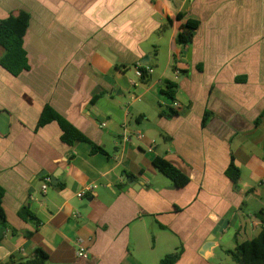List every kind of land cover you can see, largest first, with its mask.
Listing matches in <instances>:
<instances>
[{
    "label": "crops",
    "instance_id": "0c3cea01",
    "mask_svg": "<svg viewBox=\"0 0 264 264\" xmlns=\"http://www.w3.org/2000/svg\"><path fill=\"white\" fill-rule=\"evenodd\" d=\"M11 14L28 16L30 69L13 76L0 66L7 218V227L0 225V264L29 259L37 249L48 253L46 264H159L149 241L165 233L184 248L177 264H215L219 249L258 236L264 0H0V20ZM188 20L200 25L184 47L176 40ZM162 51L166 65L158 59ZM5 52L0 46V60ZM147 63L153 74L145 85L136 67ZM164 81L177 86L178 115L161 95ZM46 106L108 155H91L87 143L64 144L57 122L39 127ZM124 124L143 139L121 144ZM155 157L190 183L176 187L153 166ZM232 162L241 171L237 184L226 176ZM92 182L98 188L79 199ZM24 208L38 228L20 217ZM219 225L224 230L213 236ZM79 240L87 259L77 256Z\"/></svg>",
    "mask_w": 264,
    "mask_h": 264
},
{
    "label": "trees",
    "instance_id": "16d2710c",
    "mask_svg": "<svg viewBox=\"0 0 264 264\" xmlns=\"http://www.w3.org/2000/svg\"><path fill=\"white\" fill-rule=\"evenodd\" d=\"M183 15H178L177 20H182ZM200 22L195 20H188L185 24L180 26L177 43L181 46H190L193 42L196 31L198 30ZM28 31V16L23 18L11 14L8 18L0 20V46L5 49V55L0 60V66L8 71L13 76H18L23 71L30 69L27 52L24 48V38ZM146 66H142L140 70L143 76L139 78L142 84L148 85L151 82V76L147 74ZM177 86L169 81H164L161 87V95L169 102L175 101ZM169 111L178 115L173 108L167 106ZM208 115L204 118L203 124H206ZM51 122H57L62 130L61 140L68 146H74L77 143H87L91 147L90 154L108 155L102 146L93 143L88 137L81 133L72 124L66 121L63 117L57 114L51 107L46 106L39 121V127H43ZM153 166L166 178H168L176 187L184 188L190 183V179L172 165L169 161L155 157L152 160ZM132 177V175H128ZM226 176L235 184L241 178V171L232 162L226 170ZM250 190L248 193H252ZM5 196V189L0 185V225L3 228L7 227L6 212L3 206ZM263 212H261V215ZM23 220H32L36 227L40 226L39 220L27 209L24 208L20 213ZM264 223V221H263ZM164 229L163 226H160ZM32 235L31 233L27 234ZM184 253L183 246H180L175 252L170 253L160 260L159 264H177ZM235 264H264V228L252 240L237 244L234 250L228 251ZM49 255L42 249H37L34 255L29 259H18L12 256L5 264H46Z\"/></svg>",
    "mask_w": 264,
    "mask_h": 264
},
{
    "label": "rangeland",
    "instance_id": "374dc122",
    "mask_svg": "<svg viewBox=\"0 0 264 264\" xmlns=\"http://www.w3.org/2000/svg\"><path fill=\"white\" fill-rule=\"evenodd\" d=\"M158 59L162 62L163 65H166L165 61H166V59L168 60V58H167V56H166L164 51L161 52V56ZM155 69L158 70V67H155ZM129 72H130L129 76L132 79H135V78L137 79V77L134 74V69H131ZM132 93H135V92L132 91ZM158 109H159V107H158ZM258 189L264 190V187L260 185V187H258ZM163 236H165V239L162 238L163 240L158 238L157 241H155V238L151 237V239L149 241L150 242L149 245H150V247L152 249V254L157 259H159L160 257L163 258L166 255L174 252L175 249H176L175 247H176V245L178 243L176 238L173 237V235H171L170 233H165V234H163ZM222 244L223 245H227V244L224 243V240H223ZM227 249H233V248L232 247L230 248V247L226 246V248H225L226 251H224L222 249H219L217 251V258L214 260L215 264H235L233 259L231 258V256L228 255ZM157 261L153 262V264H158Z\"/></svg>",
    "mask_w": 264,
    "mask_h": 264
},
{
    "label": "built area",
    "instance_id": "2783aa9c",
    "mask_svg": "<svg viewBox=\"0 0 264 264\" xmlns=\"http://www.w3.org/2000/svg\"><path fill=\"white\" fill-rule=\"evenodd\" d=\"M143 65H137L136 67V75L138 78H141L143 76V72L140 70V68ZM147 74L152 75L153 74V69L151 68H146ZM169 106L171 108H174L175 110H180L181 109V105L176 103L175 101L172 103H169ZM136 137L137 139L141 140L143 139V135L141 133H136V134H132L129 130H128V126L127 124H124L122 127V133L120 136V140H121V144L126 145L127 143L131 142L132 138ZM153 151V148H150V152ZM49 185L48 184H44L42 187L43 192L45 193L46 190L48 189ZM98 188V185L94 182L89 183L87 185H85L78 193H77V197L79 199H84L86 196H88L89 194H91L92 192H94L96 189ZM262 228H264V223L262 222L261 224ZM88 253L89 250L86 248V245L84 244L83 240H79L77 242V256L80 258H84L87 259L88 258Z\"/></svg>",
    "mask_w": 264,
    "mask_h": 264
},
{
    "label": "water",
    "instance_id": "95a60500",
    "mask_svg": "<svg viewBox=\"0 0 264 264\" xmlns=\"http://www.w3.org/2000/svg\"><path fill=\"white\" fill-rule=\"evenodd\" d=\"M146 65H148V63H147V64H144V66H146ZM96 94H99V92L97 91V92L94 93V95H96ZM118 95H120V90H119V92H118ZM121 95H122V94H121ZM127 181L129 182V185H130V186H134V185L137 183V181L133 180L132 177H127ZM56 183H57V180H52V185H53V186H55ZM224 228H225L224 226L219 225V226L214 230V232H213V236L216 235L218 232L224 230Z\"/></svg>",
    "mask_w": 264,
    "mask_h": 264
}]
</instances>
